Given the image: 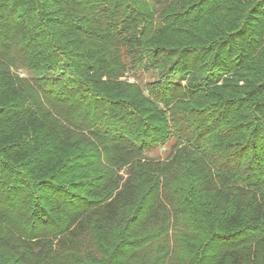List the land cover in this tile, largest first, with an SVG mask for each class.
<instances>
[{"label": "trees", "instance_id": "1", "mask_svg": "<svg viewBox=\"0 0 264 264\" xmlns=\"http://www.w3.org/2000/svg\"><path fill=\"white\" fill-rule=\"evenodd\" d=\"M0 264H264V0H0Z\"/></svg>", "mask_w": 264, "mask_h": 264}, {"label": "rangeland", "instance_id": "2", "mask_svg": "<svg viewBox=\"0 0 264 264\" xmlns=\"http://www.w3.org/2000/svg\"><path fill=\"white\" fill-rule=\"evenodd\" d=\"M12 72L16 75H18L21 79H29L31 78V75L22 69H13ZM129 78L127 80L132 83L138 84L141 88H144L146 84L151 82L152 75L147 73L138 72L135 75L134 74H128ZM172 146V141H169L165 146H162L161 148L150 150L145 154V156L148 159L155 160V161H164L170 152V148Z\"/></svg>", "mask_w": 264, "mask_h": 264}]
</instances>
